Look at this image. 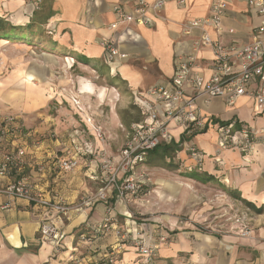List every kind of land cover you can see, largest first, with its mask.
I'll return each instance as SVG.
<instances>
[{
	"label": "crops",
	"instance_id": "1",
	"mask_svg": "<svg viewBox=\"0 0 264 264\" xmlns=\"http://www.w3.org/2000/svg\"><path fill=\"white\" fill-rule=\"evenodd\" d=\"M115 3L126 8L133 4L129 0H43L36 9L34 0H0V18L27 26L25 30L29 32L24 40L0 39L3 68L12 72L9 79L3 80L6 84L0 85V106H3L0 112H4L6 105L13 108L23 116L26 128L25 135L8 143L25 148L24 175L47 195L63 197L73 206L101 188L105 177L101 154L118 159L131 124L143 119L141 92L171 79L176 57L190 52L194 38L183 34L182 24L207 16L212 0H188L185 6L169 3L151 27L122 25L113 29L110 24L115 21L112 10ZM258 23L259 17L249 8L247 0H227L223 24L226 29L233 28L234 33L224 31L216 37L225 43H247ZM104 37L113 39L119 51L127 55L112 69L100 43ZM201 57L203 69L208 73L210 52L203 51ZM99 78L109 79V87L120 82L124 89L122 96L117 90L119 95L112 97V90L96 82ZM130 103L138 108L140 118L127 120L117 110L118 104L127 109ZM196 104L214 123L194 135L195 143L205 155L203 169L197 172L212 176L213 180L204 182L185 176L180 182L202 192L197 193L199 198H193L190 189L189 201L176 208L182 214L187 211V217L164 212L156 219L139 218L132 210L133 199L129 196L125 201L112 191L108 202L82 206L69 217L56 216L62 234L58 245L39 233L43 209L15 199L11 207L0 208V264H69L68 255L74 248L79 249V255L87 263L103 261L117 238L114 233L107 237L94 234V229L109 207H113L116 224L130 229L133 238L139 232L141 243L152 245L160 235L169 237L160 244L151 263L144 261L134 240L122 243L117 264H264V210L257 213L247 204L264 208V113L255 115L256 103L247 96L234 105L223 97L212 98L210 102L200 98ZM232 120L255 131L257 138L251 152L219 148L215 124ZM96 128L102 130L104 140L97 138ZM172 132L175 137L172 142L178 149L168 160L174 162L178 157L189 163L191 159L182 148V130ZM86 145L93 146L95 153L82 152L78 168L64 172L55 165L56 159L69 156L76 146ZM161 184L165 186L166 182ZM200 195L214 200L216 212L222 218L235 199L242 208L241 215L233 223L216 219L204 230L200 227L203 210L196 205L202 202ZM7 200L0 197V202ZM198 207L206 209L212 205ZM246 225L251 231L244 235ZM82 234L89 240L82 241Z\"/></svg>",
	"mask_w": 264,
	"mask_h": 264
},
{
	"label": "built area",
	"instance_id": "2",
	"mask_svg": "<svg viewBox=\"0 0 264 264\" xmlns=\"http://www.w3.org/2000/svg\"><path fill=\"white\" fill-rule=\"evenodd\" d=\"M43 0H34L39 9ZM132 7L126 8L122 3H115L112 10L115 21L110 24L113 29L122 25L151 27L155 17L169 3L185 6L188 0H129ZM249 8L259 17L251 40L247 43H225L216 35L226 31L234 33L233 28H225L223 17L227 9V0H212L209 14L205 17L193 18L182 24V32L193 35L191 50L187 54L178 55L175 59L174 74L166 83H155L141 92L143 101V119L131 124L126 141L119 152L118 159L101 154V168L105 172L103 185L95 193L81 201L77 206L70 205L60 196L51 197L43 192L26 175L23 169L26 164V151L18 144L8 143L26 133L23 116L12 113L0 116V197L8 198L0 202L1 209L11 207L12 201L22 199L43 209V218L39 223L40 235L60 245L62 234L56 224V216L69 217L73 210L97 201L109 200V193L114 191L118 198L128 201L129 196L137 195L143 187L152 183V177L139 169L146 165L147 157L159 145L173 141V130L180 128L184 134L182 148L191 161L174 158L188 172L201 171L204 165V152L194 141V135L212 127L214 123L208 115L197 107V100L203 98L210 102L212 98L223 97L229 105L247 96L257 106L255 115L264 113V0H247ZM104 47L107 64L116 66V62L126 57L121 53L113 39L104 37L100 40ZM210 52L209 72L203 69L201 53ZM216 125L217 141L220 149L238 148L245 153L253 150L257 135L255 131L237 121H229ZM264 133V129L262 130ZM96 136L104 140V133L96 128ZM75 142V139H72ZM75 144V143H74ZM94 154L93 146L75 147L69 156L58 158L55 165L64 172L73 171L80 165L81 153ZM40 166V170H43ZM249 225L242 234L250 233ZM114 233L116 243L109 246L103 263L117 264L122 252V243L134 240L135 247L146 263H151L158 255L160 244L169 237L160 235L152 245L139 241L140 233L132 237L130 229L116 224L113 207H109L103 221L94 229V234L107 237ZM82 241H88L81 235ZM69 264H90L79 255L74 248L68 255Z\"/></svg>",
	"mask_w": 264,
	"mask_h": 264
},
{
	"label": "rangeland",
	"instance_id": "3",
	"mask_svg": "<svg viewBox=\"0 0 264 264\" xmlns=\"http://www.w3.org/2000/svg\"><path fill=\"white\" fill-rule=\"evenodd\" d=\"M3 56L0 54V85H2L4 82L3 80L9 79L10 75H12L11 71H6L3 68ZM3 69V70H2ZM96 82L99 84V86H105L108 88V91H113L112 97H115V95H119L118 91L120 92L122 96V90H124L120 86V82L114 83L113 87L111 86L109 79H103L99 78L96 80ZM6 83H4L5 85ZM120 86V87H119ZM118 90V91H117ZM116 101V99H114ZM2 106V105H1ZM0 106V110H2L3 106ZM117 106V105H116ZM4 112H0V116H4L7 114L15 113V110L13 108L6 105L4 107ZM117 110L122 112L125 118L136 120V118H140V112L138 108L130 103L127 107V109L120 108V105L118 104ZM126 110V112H125ZM105 111V108H104ZM6 113V114H4ZM121 116V113H119ZM122 118V117H121ZM123 120V118H122ZM168 164V163H167ZM139 169L146 170L150 176L152 177V183L148 187H143L137 195H133L131 198L133 199V202H135L133 206V211L135 215L139 218H154L156 219L159 213L163 214L164 212L167 213H175L176 215H180V217H187V211H184V214H182L178 209L183 202L186 200L189 201V195L188 191L190 189V193L193 194V198H197V193H202L201 191H196L193 187H191L188 184H183L180 182L184 180V177L186 176L185 170L179 166L178 168H168L167 165H153L147 161L146 165L140 167ZM166 182L165 186H162V182ZM160 193H163V198L159 199ZM202 198V202L196 203L198 210H203L202 216H200L201 224L200 227H202L204 230H206V226L210 224V222L215 221L216 219H219L218 222H221L222 219L227 220L228 222H236V219L241 215L242 208L239 207V203L233 199V203H229V209L227 211V215L223 218L221 216V213L216 212V206H214L215 202L213 199H208V196L200 195ZM199 198V197H198ZM147 199L150 200V203L147 204ZM208 203H211L212 207H208L206 209H202V207L198 206H205ZM178 208V209H176ZM143 212L138 213L137 212ZM225 211V210H224ZM224 213V212H223ZM224 220V221H225Z\"/></svg>",
	"mask_w": 264,
	"mask_h": 264
},
{
	"label": "trees",
	"instance_id": "4",
	"mask_svg": "<svg viewBox=\"0 0 264 264\" xmlns=\"http://www.w3.org/2000/svg\"><path fill=\"white\" fill-rule=\"evenodd\" d=\"M27 26H18L13 24L12 22L0 18V39H6L10 41H19L24 40L28 36V31L25 30ZM178 149V145L174 142L171 144H162L159 145L157 148L150 151L147 161L153 165H167L168 168H178V165L174 163L172 160H168L169 158H172L174 152ZM168 163V164H167ZM187 177L199 179L201 181H207V180H213L212 176H208L206 174H201L197 171H192L186 174ZM248 206L253 208L257 213L263 212V207H255L254 204L251 202L247 203ZM103 261L97 263L101 264Z\"/></svg>",
	"mask_w": 264,
	"mask_h": 264
}]
</instances>
